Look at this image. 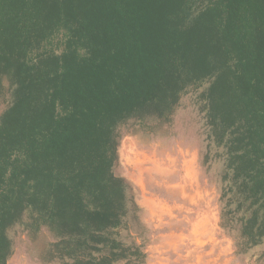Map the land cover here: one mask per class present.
<instances>
[{
	"label": "trees",
	"instance_id": "trees-1",
	"mask_svg": "<svg viewBox=\"0 0 264 264\" xmlns=\"http://www.w3.org/2000/svg\"><path fill=\"white\" fill-rule=\"evenodd\" d=\"M194 1L0 0V94L5 81L12 94L0 114V264L25 209L33 228L87 250L85 264L138 254L107 232L126 210L112 134L208 79L207 122L226 155L221 215L239 214L250 244L264 239V0Z\"/></svg>",
	"mask_w": 264,
	"mask_h": 264
},
{
	"label": "rangeland",
	"instance_id": "rangeland-1",
	"mask_svg": "<svg viewBox=\"0 0 264 264\" xmlns=\"http://www.w3.org/2000/svg\"><path fill=\"white\" fill-rule=\"evenodd\" d=\"M205 4L195 0L192 7ZM210 81L189 86L164 116L133 115L115 127L110 170L126 185V210L107 232L138 254L112 264H264V239L250 244L240 234L239 214L228 222L221 215L226 155L207 122L203 93ZM7 83L0 114L12 101ZM34 216L25 209L5 228V264H75V258L85 264L87 250L80 253L68 235L46 226L33 228Z\"/></svg>",
	"mask_w": 264,
	"mask_h": 264
}]
</instances>
